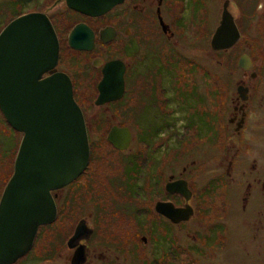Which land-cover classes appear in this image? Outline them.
<instances>
[{
	"label": "flooded vegetation",
	"instance_id": "af4514ba",
	"mask_svg": "<svg viewBox=\"0 0 264 264\" xmlns=\"http://www.w3.org/2000/svg\"><path fill=\"white\" fill-rule=\"evenodd\" d=\"M24 1L36 7L23 15L45 14L55 29L53 71L72 82L90 160L51 192L56 219L15 264H264V0H123L98 17L66 0ZM2 2L18 18L22 0ZM225 3L239 36L215 50ZM78 27L93 35L90 49L71 46ZM109 64L123 93L97 105ZM171 64L182 66L173 77ZM115 129L130 131L127 150L109 142ZM158 204L191 216L172 220Z\"/></svg>",
	"mask_w": 264,
	"mask_h": 264
},
{
	"label": "water",
	"instance_id": "95a60500",
	"mask_svg": "<svg viewBox=\"0 0 264 264\" xmlns=\"http://www.w3.org/2000/svg\"><path fill=\"white\" fill-rule=\"evenodd\" d=\"M122 1L66 0L70 9L93 17L108 13ZM85 33L82 27L74 30L70 36L73 48L90 49L94 38ZM238 36L225 3L212 48L228 49ZM59 52L58 37L45 14L20 16L0 33V111L14 131L26 134L0 200V264H15L28 253L38 228L56 219L51 192L78 178L90 160L86 123L74 99L72 82L67 75L53 71ZM114 67L109 64L103 70L97 105L121 98L123 75L116 76ZM47 73L50 75L43 78ZM117 77L120 85L115 89ZM108 140L125 151L132 137L128 129H115ZM171 186L185 194L180 183ZM156 210L172 220L191 216L189 210H174L165 204H158Z\"/></svg>",
	"mask_w": 264,
	"mask_h": 264
},
{
	"label": "rangeland",
	"instance_id": "374dc122",
	"mask_svg": "<svg viewBox=\"0 0 264 264\" xmlns=\"http://www.w3.org/2000/svg\"><path fill=\"white\" fill-rule=\"evenodd\" d=\"M6 1L7 0H4V2H6ZM23 1L24 0H22V10L20 12L27 13V12H31V11L35 10V7H36L35 5H29L28 2H25V1L23 2ZM38 7H40V6H38ZM41 7L44 8V4L42 5V3H41ZM61 8H62V5H59L58 9H61ZM15 11H16V9L13 7L12 4L11 5L10 4L9 5L8 4H6V5L0 4V33H1V30L5 28V26H7L13 20L17 19L13 15V13H15ZM209 16L211 17V14ZM210 26H211V23H210ZM201 46L204 47L205 44L202 43ZM195 52L200 53L197 50ZM187 55L191 56V54L189 52H187ZM199 65H196V66L188 65V66H186L185 67L186 74L206 79V80L201 81L202 83L207 82V81L210 83L211 77L209 76L207 71H205L204 69L201 70V66H199ZM202 65L205 66L204 64H202ZM181 69H182L181 64H171V76L172 77L175 76L177 73L180 72ZM203 86H205V85H203ZM130 99L131 100L133 99V95H131ZM1 114H0V181L4 182L5 180H8L7 178H8V176H10V173H11V177L13 175L14 163H15V159L17 156V152H18L21 140H22V134L18 133L19 135H17L15 133L16 131H14L10 128V134H9V136H7L4 132V130L5 129L8 130V126H7V123L3 120L4 118L2 117L3 115H1ZM122 156H123L122 154L114 153V152H112V154H111V157L116 158V159L122 158ZM116 164L121 165L120 163H116ZM7 183H6V185H7ZM111 183L113 184L112 180H111ZM6 185H5V187H6ZM92 191H96V189L93 188ZM92 191H91V193H92ZM228 263H230V262L220 261V264H228Z\"/></svg>",
	"mask_w": 264,
	"mask_h": 264
},
{
	"label": "trees",
	"instance_id": "16d2710c",
	"mask_svg": "<svg viewBox=\"0 0 264 264\" xmlns=\"http://www.w3.org/2000/svg\"><path fill=\"white\" fill-rule=\"evenodd\" d=\"M3 4V3H2ZM3 5H5V4H3ZM24 13L23 12H19V14L18 15H16L17 17H19V16H22ZM3 30V29H2ZM1 30V31H2ZM0 114H1V112H0ZM2 115V114H1ZM3 117V116H2ZM4 118V117H3ZM5 122H6V120H5V118L3 119ZM7 123V122H6ZM7 126H8V130L7 129H5L4 130V132H5V134L7 135V136H9V134H10V128H11V126L7 123ZM12 129V128H11ZM13 130V129H12ZM17 135H19L17 132H15ZM11 178V173H10V176H8V180ZM8 180H5L4 182H3V184H4V186H3V189H4V187H5V185H6V183L8 182ZM2 183V182H1Z\"/></svg>",
	"mask_w": 264,
	"mask_h": 264
}]
</instances>
